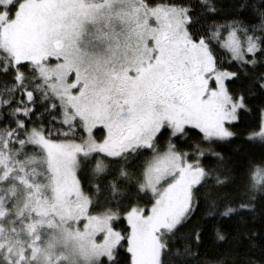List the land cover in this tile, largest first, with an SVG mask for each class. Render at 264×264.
<instances>
[{"label": "snow or ice", "instance_id": "obj_1", "mask_svg": "<svg viewBox=\"0 0 264 264\" xmlns=\"http://www.w3.org/2000/svg\"><path fill=\"white\" fill-rule=\"evenodd\" d=\"M219 12L213 0H0V264H190L200 219L264 198V151L237 172L214 150L247 110L231 81L264 91L249 71L264 62V9L251 25ZM258 129L247 138L264 149V108Z\"/></svg>", "mask_w": 264, "mask_h": 264}, {"label": "trees", "instance_id": "obj_2", "mask_svg": "<svg viewBox=\"0 0 264 264\" xmlns=\"http://www.w3.org/2000/svg\"><path fill=\"white\" fill-rule=\"evenodd\" d=\"M193 4L199 5L200 0H192ZM218 5L220 17L227 19H240L245 23L258 24L260 10L264 9V0H213ZM245 5L244 8H237L238 5ZM218 63L223 58V66L231 71L236 70V61L230 58L225 50L216 48L214 52ZM251 58V54L249 57ZM250 72L259 75L264 72V62L259 60L253 69L249 66ZM227 83V81H226ZM251 84L250 77H241L240 80H233L230 87L236 89L246 97L247 110H240V120L233 122V131L237 133L229 143L214 145V150L231 156L228 166L237 172H243L248 159L259 160L262 151L259 139L249 141L247 133L257 131L260 109L264 108V91L260 90L258 84L249 93L248 87ZM3 85L0 84V87ZM198 130H195L191 140H199ZM205 164L212 163L211 158L204 160ZM240 179V177H238ZM239 203V201L237 202ZM202 216L197 211L192 217L196 220ZM202 234L200 242L191 245V255L188 257L190 264H264V198L257 195L253 201L252 208L240 209L231 214L228 218L213 216L200 219ZM116 229L124 231L127 228L126 219H119L113 225ZM216 228L223 234V239H217Z\"/></svg>", "mask_w": 264, "mask_h": 264}, {"label": "rangeland", "instance_id": "obj_3", "mask_svg": "<svg viewBox=\"0 0 264 264\" xmlns=\"http://www.w3.org/2000/svg\"><path fill=\"white\" fill-rule=\"evenodd\" d=\"M258 131V130H257Z\"/></svg>", "mask_w": 264, "mask_h": 264}]
</instances>
